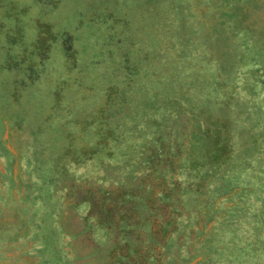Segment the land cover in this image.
<instances>
[{
	"label": "rangeland",
	"instance_id": "1",
	"mask_svg": "<svg viewBox=\"0 0 264 264\" xmlns=\"http://www.w3.org/2000/svg\"><path fill=\"white\" fill-rule=\"evenodd\" d=\"M0 264H264V0H0Z\"/></svg>",
	"mask_w": 264,
	"mask_h": 264
},
{
	"label": "trees",
	"instance_id": "2",
	"mask_svg": "<svg viewBox=\"0 0 264 264\" xmlns=\"http://www.w3.org/2000/svg\"><path fill=\"white\" fill-rule=\"evenodd\" d=\"M158 181L160 184H157L155 182L158 185L157 189L150 188L149 191H146V196L150 200L148 206L149 213L144 217V219H142V221L139 220L141 224L146 221L151 222V227L149 230L153 237L157 238L156 243L152 248L153 251L160 250L161 247L163 248L165 245H168V240L172 236L171 232L178 225L176 219L179 215V212L173 210L174 208H172L173 201H168L164 197L166 195L167 190L169 189L167 179L162 177V179H159ZM149 197L152 199L153 204H151V199ZM117 205L118 207L122 206L125 208V212L120 213V219L118 220V224H122L124 225V228H128L131 224L128 221L126 211L129 209H131L132 211L135 208L134 198L129 195H122L119 197ZM150 246H152V244H150Z\"/></svg>",
	"mask_w": 264,
	"mask_h": 264
}]
</instances>
